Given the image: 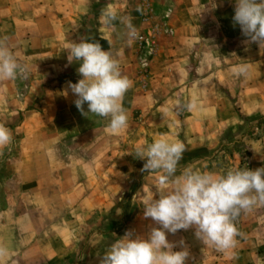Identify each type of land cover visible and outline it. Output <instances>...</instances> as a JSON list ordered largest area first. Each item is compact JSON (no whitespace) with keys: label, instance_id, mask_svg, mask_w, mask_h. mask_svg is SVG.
<instances>
[{"label":"crops","instance_id":"crops-1","mask_svg":"<svg viewBox=\"0 0 264 264\" xmlns=\"http://www.w3.org/2000/svg\"><path fill=\"white\" fill-rule=\"evenodd\" d=\"M146 1L164 26L141 89L133 35L152 25ZM108 8L117 14L111 26L101 22ZM234 9L235 0H0V39L29 69L25 102L40 94L38 107L23 108L17 121L22 107L4 102L12 80L0 81V124L13 134L11 154L3 159L0 150V264H99L126 231L146 235L152 222L140 201L160 173L141 171L145 161L130 155L138 144L182 142L177 176L184 168L219 174L206 165L212 152L249 127L259 136L249 140L246 168H264V46L243 43ZM96 38L132 82L122 100L128 124L117 134L109 118L83 115L67 88L82 78L67 48ZM239 65L246 74L232 72ZM130 178L132 189L121 185ZM113 194L128 197L117 205L106 197ZM167 238L184 239L187 264H264L257 252L264 242L247 236L227 252L205 247L192 229Z\"/></svg>","mask_w":264,"mask_h":264},{"label":"clouds","instance_id":"clouds-1","mask_svg":"<svg viewBox=\"0 0 264 264\" xmlns=\"http://www.w3.org/2000/svg\"><path fill=\"white\" fill-rule=\"evenodd\" d=\"M116 18L111 8L101 14L106 26H111ZM233 21L240 26L245 45L264 46V0H235ZM126 27L131 37L130 23ZM66 52L69 64L79 62L77 72L82 77L76 83L67 82L76 108L85 116L90 113L109 118L107 127L113 134L125 129L128 115L122 100L132 82L121 74L118 59L99 43L87 39L72 43ZM247 71V65L232 69L236 75ZM28 73L27 65L18 60L7 38L0 39V81L24 79ZM187 107L191 109L193 104ZM12 141L11 131L0 124V150L10 147ZM184 150L182 142L167 138L136 145L133 154L145 161L141 171L160 173L153 194L140 201L142 218L152 223L146 235L129 230L114 240L98 255L99 264H187L190 253L184 239L173 242L167 238L180 230L192 229L205 247L219 252L235 248L240 235L235 221L242 213L264 206V168H232L222 174L184 168L177 176ZM177 247L180 250H174Z\"/></svg>","mask_w":264,"mask_h":264},{"label":"rangeland","instance_id":"rangeland-1","mask_svg":"<svg viewBox=\"0 0 264 264\" xmlns=\"http://www.w3.org/2000/svg\"><path fill=\"white\" fill-rule=\"evenodd\" d=\"M143 9L147 13L150 19H152V25L149 27H143L142 29L138 30L136 33H134L133 38L135 41V36L138 33L144 32L147 29L153 28V26H158L160 20L153 21L156 17H154L153 11L151 10V7L148 4V1L143 3ZM165 18L163 15L161 17ZM136 42H135V50H134V59L135 63L136 61ZM152 60V59H151ZM150 60V61H151ZM149 66V64H148ZM136 75L138 78V83L140 84V88L143 89L146 81L149 77L148 67H147V73L144 76H141L142 74L139 73V68L136 63ZM5 82V84H7ZM7 87V93L11 94L12 99L10 100L8 97L4 99V102L7 104L8 102L13 101L18 105L21 106L18 110L17 115V121L21 120L20 110L23 108L27 109L28 107L36 108L39 105V91L35 95L36 97L31 99V102L28 103L25 102L26 100V94H30V83L28 82L27 77L24 79H16L10 81L9 84L6 85ZM40 89V88H39ZM7 95V94H6ZM25 102V104H23ZM251 123L247 121V126H250ZM249 127H247V130L245 132H240V135L237 137H233L230 135L228 144H225L224 146H220L218 150L212 152V156L210 158V161L206 164L208 169L210 171L216 170L219 174H222L226 172L228 169L232 168H240L244 169L246 167H249L247 163V158L251 155L250 147H249V140L252 137L259 136V132H255L254 129L248 130ZM255 132V133H254ZM254 133V134H253ZM12 143L10 147L6 148L4 153L2 154V158L5 159L11 154ZM135 150H133V153ZM130 154L134 156V154ZM264 167V164H263ZM136 180V179H135ZM132 180L131 178L128 180H124L123 184H127L130 189H132L136 185V181ZM121 180H119L120 184ZM108 199H112L117 205L122 204V202L125 201V199L128 197L127 194H113V195H106ZM130 217V216H129ZM235 226L238 229V232L243 238V236L250 237L251 240H260L264 242V206H257L254 207L253 210L249 213H242L239 218L235 221ZM258 253H260L262 256H264V243H260L259 246H257ZM260 256V255H259ZM264 260V257H263Z\"/></svg>","mask_w":264,"mask_h":264},{"label":"built area","instance_id":"built-area-1","mask_svg":"<svg viewBox=\"0 0 264 264\" xmlns=\"http://www.w3.org/2000/svg\"><path fill=\"white\" fill-rule=\"evenodd\" d=\"M163 26L164 24L159 23L158 26H153V28L147 29L135 36V58L139 73L142 74L141 76H144L147 73L148 64L156 54V35L159 32V29Z\"/></svg>","mask_w":264,"mask_h":264},{"label":"trees","instance_id":"trees-1","mask_svg":"<svg viewBox=\"0 0 264 264\" xmlns=\"http://www.w3.org/2000/svg\"><path fill=\"white\" fill-rule=\"evenodd\" d=\"M87 40L99 43L102 48H104L106 46V43L103 39L96 38V39H87Z\"/></svg>","mask_w":264,"mask_h":264}]
</instances>
